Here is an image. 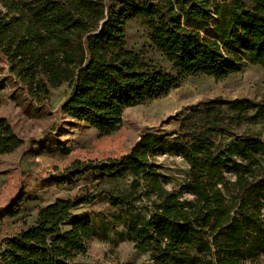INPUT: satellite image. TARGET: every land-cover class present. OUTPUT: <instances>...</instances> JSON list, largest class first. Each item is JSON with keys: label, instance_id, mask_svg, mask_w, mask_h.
Masks as SVG:
<instances>
[{"label": "trees", "instance_id": "trees-1", "mask_svg": "<svg viewBox=\"0 0 264 264\" xmlns=\"http://www.w3.org/2000/svg\"><path fill=\"white\" fill-rule=\"evenodd\" d=\"M138 20L164 63L129 47ZM0 55L27 100L40 109L67 85L60 112L108 136L126 109L168 96L190 76L264 69V0H0ZM30 141L39 153L69 154L48 133ZM25 145L0 116V156ZM162 152L188 165L178 188L157 165ZM89 173L129 181L102 189L115 209V235L104 224V239L132 242L143 264H264V99L206 101L175 135L147 130L120 159L73 163L71 177ZM0 264L86 263L7 239Z\"/></svg>", "mask_w": 264, "mask_h": 264}, {"label": "rangeland", "instance_id": "rangeland-1", "mask_svg": "<svg viewBox=\"0 0 264 264\" xmlns=\"http://www.w3.org/2000/svg\"><path fill=\"white\" fill-rule=\"evenodd\" d=\"M128 38L131 49L148 60L164 63L150 47L141 21L129 25ZM70 93L67 85L53 90L51 102L39 109L13 83L8 64L0 55V116L8 118L16 133L27 141V147L0 156V250L5 240L12 239L86 264H143L148 257L139 254L132 242L115 247L104 239V224L108 225V234L115 235L108 220L115 209L102 189L124 187L129 181L110 183V176L102 173L73 178V163L120 159L147 130L167 137L175 135L181 119L217 97L262 100L264 69L249 66L225 80L190 76L168 96L126 109L122 125L108 136H101L60 112ZM47 133L48 139L65 145L69 154L39 153V146L30 140L41 139ZM156 159L168 179L167 186L178 188L189 172L182 156L178 152H162Z\"/></svg>", "mask_w": 264, "mask_h": 264}, {"label": "crops", "instance_id": "crops-1", "mask_svg": "<svg viewBox=\"0 0 264 264\" xmlns=\"http://www.w3.org/2000/svg\"><path fill=\"white\" fill-rule=\"evenodd\" d=\"M24 147H27V145H25ZM16 152H17V151H16ZM16 152H15V153H16ZM13 154H14V153H13ZM10 155H12V154H10Z\"/></svg>", "mask_w": 264, "mask_h": 264}]
</instances>
